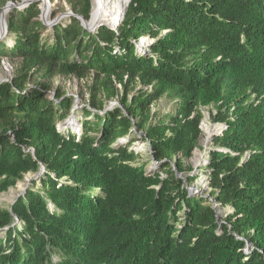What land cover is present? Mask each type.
Masks as SVG:
<instances>
[{
	"label": "trees",
	"instance_id": "trees-1",
	"mask_svg": "<svg viewBox=\"0 0 264 264\" xmlns=\"http://www.w3.org/2000/svg\"><path fill=\"white\" fill-rule=\"evenodd\" d=\"M68 2L91 18L93 0ZM39 16L38 4L9 14L15 38L0 41V56L50 76L96 71L125 87L128 76L155 91L122 96L126 106L104 115L84 110L79 137L57 128L71 110L60 90L50 99L48 83L28 89L23 69L0 84V192L45 167L33 188L0 207V264H264V0H131L117 29L92 33L72 16L46 38ZM145 36L154 41L141 54ZM164 94L179 112L146 126L149 105ZM200 105L215 106L227 126L201 167L203 195L167 165L198 145ZM91 106L103 109L94 98ZM136 124L168 177L147 174L152 159L141 161L132 144L115 145L133 139ZM177 169L187 168L180 161Z\"/></svg>",
	"mask_w": 264,
	"mask_h": 264
},
{
	"label": "rangeland",
	"instance_id": "rangeland-1",
	"mask_svg": "<svg viewBox=\"0 0 264 264\" xmlns=\"http://www.w3.org/2000/svg\"><path fill=\"white\" fill-rule=\"evenodd\" d=\"M12 5L8 8L4 15V19L1 22L0 19V41H6L8 45L12 46L14 42L15 35L9 33V25H8V17L11 12L15 9L24 10L31 4H38L40 8V20L46 26L48 30H46L42 36L46 38L48 33L52 31L53 27L57 24H66L70 21V18L73 15H67L68 13H74V10L70 6L68 0H49L51 4L50 11L46 17L41 16L43 0H8ZM94 3L93 0V11H94ZM6 4L1 8L0 17L3 8ZM126 5V9L124 10V14H122L119 25L125 18L128 6ZM92 11V15H93ZM55 21L53 25H50V22ZM107 22L98 23L97 27H101L103 25H108ZM98 28L93 30H89L94 33ZM116 26L115 29H117ZM88 30V29H87ZM3 34V35H2ZM148 38V42L145 45H140V41L138 42L139 53H147L149 52L150 45L154 41L151 37L145 36ZM23 69L27 71V81L26 86L28 89H32L37 85L48 83L50 85V91L47 93L50 99H55L57 91L60 90L63 94L70 98L71 102V110L69 115L58 121L57 128L61 132L67 133L71 131L72 133L78 135L79 137L84 133L83 127V117L84 110L91 109L95 112H99V114L104 115L107 111H113L116 108H124L126 105L122 101V96L126 97L129 101H131L135 95L139 93H152L155 91L154 85H149L143 83L140 79L132 84L129 81L128 76L125 77V82L128 87H125L123 83L116 77H108L106 74H97L96 71H89L84 74L79 73H70V72H60L54 74V76L46 75L43 70L39 67H23L21 59L0 56V84L2 83H10L14 82L15 77L20 73L19 71ZM135 86V87H133ZM92 98L98 104H103V109H96L91 106ZM59 100H57L58 102ZM100 108V106H99ZM99 110V111H98ZM148 110L150 111V119L147 122L146 126H152L155 128H159L158 124L161 122L170 123L172 120L170 116L176 115L179 112V102L178 99L170 94H164L158 100L149 105ZM195 112L199 111L202 114V120L200 123V128L202 130L198 145L192 151V155L189 157H181L179 154L176 158L169 161L167 165H172L174 170L178 173L179 177L185 179L186 187L191 193H201L206 194L209 191V183L207 180V174L205 170L201 167L205 166L209 157L210 148L213 144L212 140L207 139L204 130L203 124L206 120L213 126H219L226 124L224 122L216 121L214 115L218 116V112L213 105L209 106H198L194 110ZM229 111V109H228ZM224 112H227V108H224ZM67 113V114H68ZM230 116H232V111H229ZM196 114V113H195ZM90 121L93 118H89ZM140 119H136L135 123L139 122ZM133 127V134L135 137L133 139L130 138L129 135L125 137H119L115 145H127L132 144L130 149L136 150L140 156L141 161L144 163L149 162V165L146 167V172L149 175H156L158 172L162 178L168 177L164 168L161 167V162H157L154 160L153 156H148L147 153L150 150V142L147 140L148 135L145 129L139 128V126ZM226 128H219L217 133L222 134ZM216 136V135H215ZM30 151L35 154V150L30 148ZM183 161L185 164L186 172L180 173L177 169V164ZM45 172V167L41 168L39 173H29L25 176V178L13 187H10L9 190L0 192V207H8L10 204H14L17 199L22 196L26 191L30 188H33V183L39 180V177ZM197 176L198 178L193 182L189 183L187 178L189 176ZM40 185L37 186V188ZM208 194V193H207ZM215 207H217L218 203H213ZM219 219L225 220L227 215L229 214V210L223 209L218 210ZM180 225V224H179ZM181 226V225H180ZM57 259V258H56Z\"/></svg>",
	"mask_w": 264,
	"mask_h": 264
},
{
	"label": "bare ground",
	"instance_id": "bare-ground-1",
	"mask_svg": "<svg viewBox=\"0 0 264 264\" xmlns=\"http://www.w3.org/2000/svg\"><path fill=\"white\" fill-rule=\"evenodd\" d=\"M94 11L90 21V26L97 25L101 22H107L110 26L116 28L118 25L117 22L121 20L122 14L128 5V0H94ZM45 9V14L48 15L50 11L51 4L50 2H45L43 4ZM203 130L207 139H211L218 131V126H213L205 121L203 124Z\"/></svg>",
	"mask_w": 264,
	"mask_h": 264
},
{
	"label": "water",
	"instance_id": "water-1",
	"mask_svg": "<svg viewBox=\"0 0 264 264\" xmlns=\"http://www.w3.org/2000/svg\"><path fill=\"white\" fill-rule=\"evenodd\" d=\"M45 2H49V0H43V4L45 3ZM131 2V0H128V3H130ZM12 5V3L11 2H8L7 4H6V6L3 8V10H2V13H1V17H0V19H1V22L3 21L2 19H4V15H5V13H6V11L8 10V8L10 7ZM92 11H93V9H92ZM49 12V11H48ZM47 12V13H48ZM46 12H45V9L43 8V6H42V12H41V16L42 17H46L47 16V14H45ZM73 15V16H76L77 18H79L80 20H81V22H82V24H83V26H84V28H86V29H88V30H93V29H95V28H98L97 26L98 25H93V26H90V21H91V18H92V13H91V18L89 19V20H87V19H85L84 18V16H82V15H80V14H74V13H68L67 15ZM123 14H124V12H123ZM119 22L120 21H118L117 22V24L119 25ZM55 23V21H53V22H50V25H53ZM106 26H108V27H110L111 29H115V27H113V26H110L109 24L108 25H106ZM1 33V32H0ZM1 35V34H0ZM3 35V34H2ZM1 37V36H0ZM141 43H140V45H145V44H147V42H148V38L147 37H143L142 39H141V41H140ZM220 129H222V128H226L227 126L225 125V126H223V125H219L218 126ZM202 128V127H201ZM219 133H216L215 135H218ZM214 135V136H215ZM209 140H212V139H209ZM30 150V149H29ZM206 161H208V160H206Z\"/></svg>",
	"mask_w": 264,
	"mask_h": 264
},
{
	"label": "built area",
	"instance_id": "built-area-1",
	"mask_svg": "<svg viewBox=\"0 0 264 264\" xmlns=\"http://www.w3.org/2000/svg\"><path fill=\"white\" fill-rule=\"evenodd\" d=\"M117 26H119V25H117Z\"/></svg>",
	"mask_w": 264,
	"mask_h": 264
}]
</instances>
